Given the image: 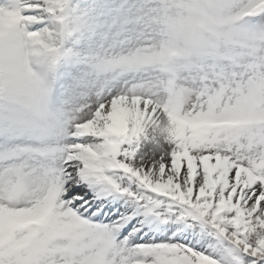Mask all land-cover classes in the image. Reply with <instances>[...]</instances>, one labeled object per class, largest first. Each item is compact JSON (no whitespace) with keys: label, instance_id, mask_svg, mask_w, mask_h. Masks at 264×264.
<instances>
[{"label":"snow or ice","instance_id":"obj_1","mask_svg":"<svg viewBox=\"0 0 264 264\" xmlns=\"http://www.w3.org/2000/svg\"><path fill=\"white\" fill-rule=\"evenodd\" d=\"M0 264H264V0H0Z\"/></svg>","mask_w":264,"mask_h":264},{"label":"rangeland","instance_id":"obj_2","mask_svg":"<svg viewBox=\"0 0 264 264\" xmlns=\"http://www.w3.org/2000/svg\"><path fill=\"white\" fill-rule=\"evenodd\" d=\"M151 148V145H146L144 151H148Z\"/></svg>","mask_w":264,"mask_h":264}]
</instances>
